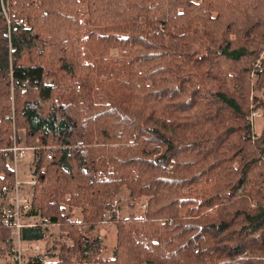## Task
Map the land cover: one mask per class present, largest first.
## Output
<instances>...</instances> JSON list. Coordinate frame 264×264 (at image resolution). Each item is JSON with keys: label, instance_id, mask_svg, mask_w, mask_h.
Here are the masks:
<instances>
[{"label": "trees", "instance_id": "trees-1", "mask_svg": "<svg viewBox=\"0 0 264 264\" xmlns=\"http://www.w3.org/2000/svg\"><path fill=\"white\" fill-rule=\"evenodd\" d=\"M261 90L264 0H0V196L13 142L37 150L27 263L264 264Z\"/></svg>", "mask_w": 264, "mask_h": 264}, {"label": "rangeland", "instance_id": "rangeland-1", "mask_svg": "<svg viewBox=\"0 0 264 264\" xmlns=\"http://www.w3.org/2000/svg\"><path fill=\"white\" fill-rule=\"evenodd\" d=\"M2 10L4 12L3 6H2ZM5 17L7 19L6 14H5ZM116 55H117L116 51L112 50L111 56L115 57ZM254 97H256V101H264V90L257 91V92L255 91ZM253 110H255V109H253ZM259 111H260V116L255 117L253 119V122H251L252 123V130L255 134H259L262 130V127H263L262 111L261 110H259ZM250 115H251V112L248 116L249 121H250ZM22 135L23 134L21 133L20 136H22ZM20 136H19V138H20ZM21 139H22L21 144L13 142V145L11 146V148L9 150L8 165L10 167V170L12 171L13 180L10 184L4 185V187L7 188L6 194H4V192L1 189L2 192H1L0 203H1L2 209L4 208V210H2V213H3L2 215H4V213L9 211V210L12 211L14 209V207L16 209L18 207V203L21 202V199H27L28 203L30 202V204L32 201L31 188L35 185V179H32V177L34 176L33 175V171H34L33 166H34L35 156L37 155V153H36L37 150L35 151V150H32L33 148H28L24 144V140L22 137H21ZM18 144H19V146H18ZM21 149L24 151V155L22 157H21V155H17V158L15 160L14 154L21 153ZM49 158H50V156H48V159ZM126 191L127 190L123 188L120 196L118 197L122 202H126L121 207V209L119 210V216L120 217H126L130 213L142 214L146 199L141 198L138 201L136 208L131 209L130 207H128L126 205V204H128V201H127L128 194ZM9 205H10V207H9ZM11 206H12V208H11ZM2 217L3 216L0 215V225H2L1 224ZM75 217H77V219L81 218V216L78 214L76 216H74V218ZM37 221H38V219H34V221L33 220H27V224L28 223L29 224L35 223V222L37 223ZM19 223L21 224L20 218H19ZM3 227H5V226H3ZM49 230H50V234H52L54 238L59 236L58 227L50 228ZM101 233L105 237L103 256L104 257H110L111 251L115 245L116 229L111 224L110 225L105 224L101 228ZM11 235L13 236L14 233H12V232L10 233V238L12 239V242H13V237ZM38 245L40 246L39 252H44L45 251L44 243H38ZM27 248L28 249H26V251H25L26 258L30 254V250H29L28 245H27ZM47 260H50V259L47 258ZM0 264H12L11 260H10V256L8 255V253H6L5 255L0 257Z\"/></svg>", "mask_w": 264, "mask_h": 264}, {"label": "built area", "instance_id": "built-area-1", "mask_svg": "<svg viewBox=\"0 0 264 264\" xmlns=\"http://www.w3.org/2000/svg\"><path fill=\"white\" fill-rule=\"evenodd\" d=\"M258 116H260L259 109L252 111L250 115V122H253V119ZM17 155H21L22 157L24 155V151L21 149V153L14 154L15 160L17 158ZM2 191L4 192V194H6L7 188L3 187ZM29 209H30V202L28 203L27 199H21V202L18 203V207L16 209L14 207L12 211L9 210L5 212L4 215H2L3 213H1V216H3L1 220V224L5 227H8L10 229V233L11 232L14 233L13 235L14 250H13V254L10 257L12 264H28L27 259H26V254H25L26 249L20 238V231L23 227H25V224L26 226H29V223L28 224L27 222L25 223L23 219V214L26 213ZM1 210H4V208ZM19 218H20L21 224L19 223ZM39 248H40L39 245H35L34 251L35 252L38 251Z\"/></svg>", "mask_w": 264, "mask_h": 264}, {"label": "crops", "instance_id": "crops-1", "mask_svg": "<svg viewBox=\"0 0 264 264\" xmlns=\"http://www.w3.org/2000/svg\"><path fill=\"white\" fill-rule=\"evenodd\" d=\"M77 214L79 215V210H75V211H74V216H76ZM75 219H77V217H75L74 220H75Z\"/></svg>", "mask_w": 264, "mask_h": 264}, {"label": "bare ground", "instance_id": "bare-ground-1", "mask_svg": "<svg viewBox=\"0 0 264 264\" xmlns=\"http://www.w3.org/2000/svg\"><path fill=\"white\" fill-rule=\"evenodd\" d=\"M18 145H19V144H18ZM18 169H19V168H18ZM2 203H3V202H2ZM9 207H10V205H9ZM9 207H8V208H9ZM11 208H12V206H11ZM2 226H3V225H2ZM7 228H8V227H7ZM11 236H12V235H11ZM12 237H13V236H12Z\"/></svg>", "mask_w": 264, "mask_h": 264}]
</instances>
